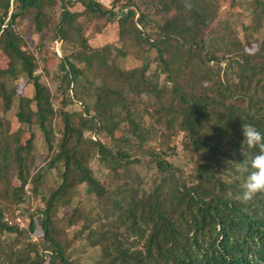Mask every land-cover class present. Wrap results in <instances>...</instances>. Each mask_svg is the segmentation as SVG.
Here are the masks:
<instances>
[{
  "label": "trees",
  "instance_id": "trees-1",
  "mask_svg": "<svg viewBox=\"0 0 264 264\" xmlns=\"http://www.w3.org/2000/svg\"><path fill=\"white\" fill-rule=\"evenodd\" d=\"M245 3L247 16L235 14ZM82 19L96 35L114 26L118 47H93ZM26 20L62 44L56 108L35 74L48 60L18 30ZM262 31L264 0H0V44L14 60L0 76V264H264V194L236 198V166L249 152L242 124L264 134ZM128 48L138 67H122ZM19 76L33 95L18 97L25 128L11 133L5 115L17 92L8 82ZM33 127L46 148L40 168ZM74 175L88 196L62 210ZM18 208L26 230L5 222Z\"/></svg>",
  "mask_w": 264,
  "mask_h": 264
},
{
  "label": "rangeland",
  "instance_id": "rangeland-1",
  "mask_svg": "<svg viewBox=\"0 0 264 264\" xmlns=\"http://www.w3.org/2000/svg\"><path fill=\"white\" fill-rule=\"evenodd\" d=\"M101 4H103L106 7H111V3L113 0H98ZM246 2V1H243ZM244 6L234 11L235 14H241L242 16H247V7L246 3L243 4ZM227 6L223 7V11L221 14H224L226 12ZM224 18V15H223ZM246 19V17H245ZM247 22V20H244ZM81 23L84 25V34L90 44L95 47H102L104 45L110 44L114 46L115 48L118 47L117 44V37L114 26L108 27L101 35H96L93 33L92 28L85 24L83 19L81 20ZM18 30L19 32L24 36L27 45L28 50L32 52L35 57L42 56L44 60H48V63L39 61L38 69L36 70V76L40 78L42 82H44L48 88V91L51 95L50 104L56 108L58 104V96L56 93V85L53 83L51 77L54 75V71L57 67L58 60L53 57V52H56L57 56H63V53L61 54V42L56 41L53 43L49 42L50 39V33L48 30H44L41 34H36L33 32L32 25L29 20L26 21H20L18 23ZM237 30L239 32L240 37H242L243 32L240 26H237ZM257 39L263 40L264 39V31H262ZM255 49V48H254ZM130 54L125 60H122L121 65L122 67L126 69H132L139 66V62L136 61L132 57V48H128ZM114 54H116V51H114ZM11 51L7 49L5 46L0 44V76H4L9 74L11 71L10 65L12 62H14L13 57L11 56ZM155 66H153L154 68ZM162 79V77L160 78ZM8 85L11 88H14L17 92V97L14 99L13 107L10 112H8L5 115L6 120L10 123L11 126V133L16 132L21 126L17 123L16 120V112H17V106H18V97L24 96L30 98L33 95V87L30 82H27L26 79H24L22 76H19L17 79L12 80L10 79L8 82ZM77 110V109H75ZM193 123L196 128H200L203 125V121L200 120L197 117H194ZM24 129L25 127H21ZM33 132L35 134V153L37 155L36 158V165L38 168L44 166V157L46 155V148L43 142L42 135L37 127H33ZM15 138H19L18 134H14ZM28 137V135L23 136V142ZM104 140V139H103ZM105 142V140H104ZM150 146L154 145V142L149 143ZM178 151L180 153V149L178 147ZM144 161L149 160V154L146 152V154L140 155ZM170 162H175V164L180 165V163L176 160H168ZM93 175L100 179L101 181L106 182V186L112 184L113 177L112 175H108L106 171L98 164H91ZM139 172H141V168L138 169ZM146 170H142V175H145L146 177H149L150 174H146ZM185 172L188 174L189 170L185 169ZM121 179L124 178V175L119 176ZM57 178V174L55 172H51L50 176L48 177L49 186L55 185V180ZM13 183V182H12ZM11 183V185H12ZM9 186L7 187V189ZM88 196V191L86 190L85 186L79 185V178L78 176L74 175L69 183V186L66 190V193L62 196L59 206L62 210L66 209L67 207L75 206L78 200H83ZM40 205V202L37 200L31 201V211L35 210L37 206ZM7 221L10 222L12 225L18 226L19 229L26 230L27 228V212H24L21 208L16 209L13 214L12 218H7ZM6 222V220H5ZM41 231L38 229L35 231L33 235H31L30 239L32 242L39 243V239L41 238ZM92 253L87 254V256H92ZM91 259H85V257L81 258L80 262L82 264H91Z\"/></svg>",
  "mask_w": 264,
  "mask_h": 264
},
{
  "label": "clouds",
  "instance_id": "clouds-1",
  "mask_svg": "<svg viewBox=\"0 0 264 264\" xmlns=\"http://www.w3.org/2000/svg\"><path fill=\"white\" fill-rule=\"evenodd\" d=\"M242 144L249 152H243V160L237 164V172L243 175L242 193L237 199L250 202L257 194H264V134L252 123L242 124ZM258 149V152H251Z\"/></svg>",
  "mask_w": 264,
  "mask_h": 264
},
{
  "label": "built area",
  "instance_id": "built-area-1",
  "mask_svg": "<svg viewBox=\"0 0 264 264\" xmlns=\"http://www.w3.org/2000/svg\"><path fill=\"white\" fill-rule=\"evenodd\" d=\"M6 222H7L9 225H12L10 222L7 221V219H6ZM34 243H35V242H34Z\"/></svg>",
  "mask_w": 264,
  "mask_h": 264
}]
</instances>
